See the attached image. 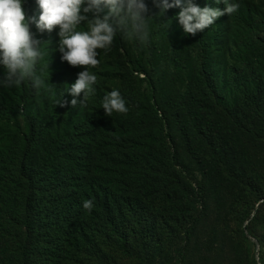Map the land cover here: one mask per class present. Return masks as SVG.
Wrapping results in <instances>:
<instances>
[{
  "label": "trees",
  "instance_id": "16d2710c",
  "mask_svg": "<svg viewBox=\"0 0 264 264\" xmlns=\"http://www.w3.org/2000/svg\"><path fill=\"white\" fill-rule=\"evenodd\" d=\"M229 2L239 4L231 17L251 15L250 4ZM22 7L38 19L37 0H23ZM219 27L217 22L209 40H198L204 55L218 42ZM31 31L44 43L35 69L43 86L35 88L26 79L0 87V264H111L112 255L136 258L133 251L143 250L164 227L188 233L192 223L180 201L193 191L175 172L174 139L169 134L162 138L160 132L171 119L188 150L194 132L209 141L206 104L216 97L209 74L201 69L189 81L170 119L117 89L129 109L126 114L106 116L100 97L92 106L86 100L78 104L73 117L63 122L59 97L40 76L50 62L53 31L41 33L34 24ZM120 41L117 33L116 43ZM241 52L260 57L254 47ZM135 64V73L144 74L143 64ZM198 192L202 198L201 187ZM85 200L93 201L91 211L83 208ZM261 202L249 225L264 232ZM250 235L264 248L261 236Z\"/></svg>",
  "mask_w": 264,
  "mask_h": 264
},
{
  "label": "rangeland",
  "instance_id": "374dc122",
  "mask_svg": "<svg viewBox=\"0 0 264 264\" xmlns=\"http://www.w3.org/2000/svg\"><path fill=\"white\" fill-rule=\"evenodd\" d=\"M240 1L251 5L250 16L225 14L193 36L184 33L178 22L180 8H169L161 15L160 0H145L146 18H150L148 40L141 43L118 32L121 43L115 38L109 50H98L100 63L89 68L97 76L94 93L84 98L91 106L97 98L122 89L169 118L189 81L196 79L201 69L216 89L213 102L206 104L211 118L206 125L212 135L209 141L194 132L188 150L170 118L169 127L160 132L162 138L169 134L174 139L175 145L170 147L175 148L171 150L175 172L193 191L180 201H185L190 231L164 227L143 250L133 251L136 258L115 259L112 255L111 264H262L264 248L250 234L261 236L264 245V232L249 223L258 201L264 199V0ZM193 3L215 8L223 4L222 0ZM217 22L218 42L204 55L198 40L213 37ZM58 31L51 33L50 62L40 76H45L54 97L71 101L67 88L84 69L62 61ZM244 47H254L260 57L244 56ZM136 61L143 64L144 74L135 73ZM81 98L82 94L77 100ZM61 108L66 122L78 105ZM247 227L251 232H246Z\"/></svg>",
  "mask_w": 264,
  "mask_h": 264
},
{
  "label": "clouds",
  "instance_id": "9594fccd",
  "mask_svg": "<svg viewBox=\"0 0 264 264\" xmlns=\"http://www.w3.org/2000/svg\"><path fill=\"white\" fill-rule=\"evenodd\" d=\"M222 2L223 9L200 7L193 0H172L171 3L160 0L157 7L161 15L169 8H180L177 18L183 32L195 36L219 17L233 14L239 8V4L229 0ZM22 4L23 0H0V66L4 69L0 87L18 86L26 79L35 88L43 86L44 81L35 75V69L44 56L41 51L44 43L35 37L31 25L34 24L41 33H51L58 28V49L62 61L84 69L67 88L72 100L62 99L58 102L60 107L70 104L75 108L94 93L97 76L89 68L99 65L98 50H109L118 32L141 43L148 40L147 22L150 18H146L148 8L144 0H37L40 9L38 19L27 16ZM81 25H86V28H81ZM81 94L83 99L77 100ZM101 108L108 117L129 111L118 90H112L103 97ZM82 206L91 211L93 201L85 200Z\"/></svg>",
  "mask_w": 264,
  "mask_h": 264
},
{
  "label": "water",
  "instance_id": "95a60500",
  "mask_svg": "<svg viewBox=\"0 0 264 264\" xmlns=\"http://www.w3.org/2000/svg\"><path fill=\"white\" fill-rule=\"evenodd\" d=\"M262 203H263V202H261V203L258 205V207H257V208H259V206H260ZM254 216H255V213H254L253 217H254ZM253 217H252V218H253Z\"/></svg>",
  "mask_w": 264,
  "mask_h": 264
}]
</instances>
